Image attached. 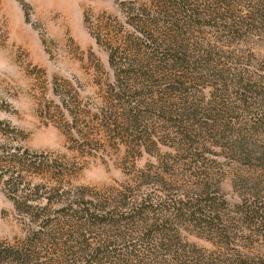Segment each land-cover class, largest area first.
<instances>
[{"label":"rangeland","instance_id":"374dc122","mask_svg":"<svg viewBox=\"0 0 264 264\" xmlns=\"http://www.w3.org/2000/svg\"><path fill=\"white\" fill-rule=\"evenodd\" d=\"M7 264H264V0H0Z\"/></svg>","mask_w":264,"mask_h":264},{"label":"trees","instance_id":"16d2710c","mask_svg":"<svg viewBox=\"0 0 264 264\" xmlns=\"http://www.w3.org/2000/svg\"><path fill=\"white\" fill-rule=\"evenodd\" d=\"M20 252L17 250H3L0 248V264H7L8 262L18 261ZM19 262V261H18Z\"/></svg>","mask_w":264,"mask_h":264}]
</instances>
